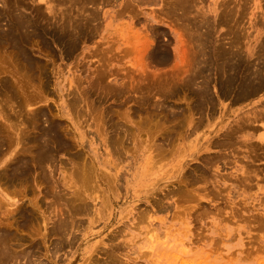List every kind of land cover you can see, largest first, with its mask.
<instances>
[{
	"label": "rangeland",
	"instance_id": "374dc122",
	"mask_svg": "<svg viewBox=\"0 0 264 264\" xmlns=\"http://www.w3.org/2000/svg\"><path fill=\"white\" fill-rule=\"evenodd\" d=\"M0 199V264H264V0H0Z\"/></svg>",
	"mask_w": 264,
	"mask_h": 264
},
{
	"label": "bare ground",
	"instance_id": "6f19581e",
	"mask_svg": "<svg viewBox=\"0 0 264 264\" xmlns=\"http://www.w3.org/2000/svg\"><path fill=\"white\" fill-rule=\"evenodd\" d=\"M178 19V18H177ZM203 21V20H202ZM207 23V22H206ZM228 23V22H227ZM95 24V23H94ZM180 24V23H179ZM206 26V25H205ZM185 28V27H184ZM183 28V29H184ZM207 28V27H206ZM27 30V29H26ZM29 30V29H28ZM182 37V36H181ZM244 39V38H243ZM198 42V41H197ZM193 44V43H192ZM198 51V50H197ZM237 51V50H236ZM28 59V58H27ZM30 61V60H29ZM39 66V65H38ZM41 71V70H40ZM187 78V77H186ZM43 82V81H42ZM76 97V96H75ZM194 119V118H193ZM247 119V118H246ZM252 119V118H251ZM193 122V121H192ZM176 123V122H175ZM155 124V123H154ZM148 125V124H147ZM120 128V127H119ZM159 128V127H158ZM184 128V127H183ZM184 130V129H183ZM118 131V130H117ZM122 131V130H121ZM241 132V131H240ZM127 134V133H126ZM131 134V133H130ZM45 138V137H44ZM120 143V142H119ZM158 143V142H157ZM118 149V148H117ZM156 151V150H155ZM4 152V151H3ZM122 153V152H121ZM24 154V153H23ZM160 154V153H159ZM85 164V163H84ZM83 165V164H82ZM90 166V165H89ZM92 166V165H91ZM90 166V167H91ZM82 168V167H81ZM84 168V167H83ZM93 168V167H92ZM148 168V167H147ZM85 171V170H84ZM88 171V170H87ZM81 174V173H80ZM84 174V173H83ZM78 175V174H77ZM81 176V175H80ZM81 178V177H80ZM79 180V179H78ZM182 181V180H181ZM78 182V181H77ZM76 182V183H77ZM76 192V191H75ZM53 193V192H52ZM83 196V195H82ZM84 197V196H83ZM85 199V198H84ZM1 200V199H0ZM85 210V209H84ZM87 212V211H86ZM10 214V213H9ZM74 214V213H73ZM9 224V223H8ZM65 231V230H64ZM15 259V258H14ZM32 260V259H31Z\"/></svg>",
	"mask_w": 264,
	"mask_h": 264
}]
</instances>
